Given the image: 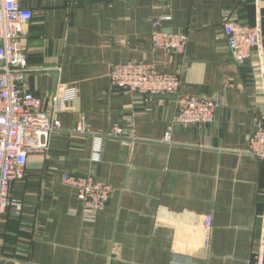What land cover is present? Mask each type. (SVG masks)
<instances>
[{
    "label": "crops",
    "instance_id": "obj_1",
    "mask_svg": "<svg viewBox=\"0 0 264 264\" xmlns=\"http://www.w3.org/2000/svg\"><path fill=\"white\" fill-rule=\"evenodd\" d=\"M21 5L34 11L21 89L44 109L66 86L79 96L12 184L23 210L0 215V264H264V160L248 152L250 134L264 126V0ZM167 14L162 27L189 37L182 54L153 44V20ZM226 21L241 44L261 40L245 63L234 59ZM128 61L178 73L181 93L219 98L214 121L177 124L176 96L111 86L112 67ZM116 128L125 134L110 136ZM66 173L112 186L95 220L83 217Z\"/></svg>",
    "mask_w": 264,
    "mask_h": 264
},
{
    "label": "built area",
    "instance_id": "obj_2",
    "mask_svg": "<svg viewBox=\"0 0 264 264\" xmlns=\"http://www.w3.org/2000/svg\"><path fill=\"white\" fill-rule=\"evenodd\" d=\"M34 17V11L21 5V0H0V215L11 213L20 215L22 201L11 196L13 182L24 179L28 160L33 154H41L47 149L44 138L58 131L62 122L60 113L66 104L79 96L77 86H66L51 98L46 109L42 100L34 93L21 89L28 57L23 42L24 26ZM170 15H159L153 20L152 40L155 47L182 54L188 45L186 33L174 32L162 27V21ZM225 32L238 63H245L252 57V48L261 40L252 36L241 44L232 22H225ZM111 86L128 89L142 94H170L176 96L177 114L175 123L204 126L214 121L221 106L217 97L184 94L180 92L181 79L178 73L163 72L149 62L128 61L115 64L110 73ZM125 134L122 129H114L109 135L118 137ZM166 139L171 140L167 132ZM101 140L93 152V159L99 160ZM248 152L264 160V126L258 124L248 139ZM63 182L76 189L83 203V217L95 220L109 201L113 188L93 176H77L66 173ZM204 225L212 227V218L207 216ZM207 239L210 238L207 234ZM19 264V263H17Z\"/></svg>",
    "mask_w": 264,
    "mask_h": 264
}]
</instances>
